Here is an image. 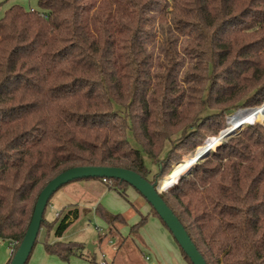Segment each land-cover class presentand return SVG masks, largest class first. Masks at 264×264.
I'll list each match as a JSON object with an SVG mask.
<instances>
[{
    "label": "trees",
    "instance_id": "trees-1",
    "mask_svg": "<svg viewBox=\"0 0 264 264\" xmlns=\"http://www.w3.org/2000/svg\"><path fill=\"white\" fill-rule=\"evenodd\" d=\"M39 7L15 5L0 20V239L17 243L7 264L40 193L59 174L122 168L158 189L165 164L201 139L204 124L191 114L217 115L206 105L210 96L224 105V86L235 88L253 69L257 81L264 79V46L252 50L257 59L244 75L230 63L250 48L238 52L241 41L264 39V0H39ZM182 58L206 72L207 95L205 88L179 86L174 73L185 66ZM236 87L231 95L238 97L243 91ZM195 157L189 171L200 161ZM106 180L130 202L129 184ZM160 195L207 264H264V126L248 124ZM96 211L120 234L122 215ZM79 214L69 208L53 223L44 214L41 229L61 239ZM146 222L143 216L131 234ZM86 250L81 243L45 242L47 254L64 262L89 260Z\"/></svg>",
    "mask_w": 264,
    "mask_h": 264
},
{
    "label": "rangeland",
    "instance_id": "rangeland-1",
    "mask_svg": "<svg viewBox=\"0 0 264 264\" xmlns=\"http://www.w3.org/2000/svg\"><path fill=\"white\" fill-rule=\"evenodd\" d=\"M15 5L23 7L26 11L32 9L36 11L40 10L39 0H0V20L4 17L6 11ZM255 43H257V45ZM243 46H250V48L245 50L246 54L239 56L236 53L233 60L230 62L232 68L235 70L234 72L242 75H244L243 70L249 67L252 62L256 61L257 58L255 51L252 50H258L263 47L264 39L256 36L254 39L248 38L245 41H241L238 46L239 50L237 49L238 52L241 51ZM182 60L184 62L186 61L185 66H176V71L174 73L179 86L184 85L186 88H196V90H200V92L205 88L207 95L208 90L210 89V81H208L206 77H203L204 74L206 76V72L203 74V72L194 69L188 59L182 58ZM253 70L246 73L243 76V81L236 84L238 85V90L243 91L242 95L238 97L231 95V93L234 92L232 90L235 89L236 92L237 87L235 85V88H229L228 85H226L224 86L227 93L225 98H223V101L226 102L224 105H216L215 97L210 96L206 105L211 112H217V115H212L206 120H203V114H191L190 118L194 119V122L198 117V122L204 124L201 125V139L193 145H187L186 149L181 151V157L174 159L167 168L165 167L167 163L165 164L164 168L166 174L162 178L163 181L161 180V186L163 183H167L168 181L175 182L182 176L187 175L195 165V163H190V171L186 168L188 167L187 163L192 159L190 157H193L196 153L197 157L195 158L200 160L205 154L213 149V142H211V140L218 139L223 130H226L224 133L225 137L234 134L230 137L233 138L239 135L248 124H259L264 126V118L261 119L264 116V111H254L264 105V79L261 82L257 81V79L253 77ZM219 74H222V69H219ZM191 80L193 83H191ZM196 81L199 82V85H197ZM256 90L258 92L255 94L254 92ZM201 94L202 93H200V95ZM259 100H263L262 105ZM245 101L248 102L244 105H239L241 102ZM231 108L233 109L231 110ZM225 110L230 111L225 113ZM253 111L257 116L252 118L251 113H253ZM185 115L188 117L190 116V114ZM217 122L219 125H216ZM184 124H187L188 126L189 122ZM216 128L220 131L219 136L212 135ZM228 139L224 140V142H227ZM209 140L210 142H208ZM217 141L220 142L219 139ZM224 142H220L216 145L211 153L216 152L217 147ZM196 146L198 148L194 149ZM146 164L148 167L152 168V164L149 160L146 161ZM95 181L99 183V180ZM76 182L81 181H74L64 185L51 198L45 213L46 219L49 223L56 221V215L58 213L57 217H59V215L61 217L64 212H67L68 209L72 207H68V203L70 202L66 203L67 198L65 197V193H67L66 190L72 186L71 184H76ZM173 185L170 186V188L173 187ZM102 189L106 192L103 193V197H99L98 203L95 204L93 195L98 194ZM75 194L78 201L74 203L79 209V218L70 225L61 239L55 237L54 230L48 232L46 228H42L28 264H102L104 262L106 264H190L184 258L182 251L174 240L172 234L152 212L151 206L146 199L133 187L130 186L127 189L128 200L130 202L124 200L115 190H110L108 186L104 184L95 189L86 191L79 190L75 192ZM130 203H132L136 209L132 208ZM99 206L106 209L110 214L122 215L126 219V224L117 225L120 234L116 233L117 231L111 233L107 223L97 215L96 209ZM143 216L147 217V222L138 230V234H131V228L138 224ZM46 241H49L52 244L56 241L81 243L86 246L87 250L90 245L99 246L94 249V254H91L89 260L72 257L69 262H64L55 255L47 254L45 251ZM10 248L12 247L9 244V241L1 242L0 240V256L3 254H10L9 258H11L12 254L11 250L9 251ZM84 254L86 255L87 252H84ZM146 257H149L150 259L146 260ZM92 258H94L93 262L90 261Z\"/></svg>",
    "mask_w": 264,
    "mask_h": 264
},
{
    "label": "water",
    "instance_id": "water-1",
    "mask_svg": "<svg viewBox=\"0 0 264 264\" xmlns=\"http://www.w3.org/2000/svg\"><path fill=\"white\" fill-rule=\"evenodd\" d=\"M254 111L262 112L264 111V105L255 109ZM226 130H223L220 133L219 140L224 142V140L232 137L233 135L224 136ZM200 149V148H199ZM198 149V150H199ZM197 150V151H198ZM211 153V152H210ZM210 153L205 157L201 158L200 162L206 160ZM195 163L193 168L198 164ZM193 168L191 171L181 178L188 177L192 174ZM116 179L121 180L129 184L136 191H138L141 196H143L146 201L153 207L157 212L161 220L165 223L168 230L173 235L175 241L184 251L187 257L191 260L192 264H207L203 256L198 251L197 247L192 242L188 232L176 217L174 212L168 207L165 201L162 199L160 193L164 190H167L169 187L165 185L160 186L156 189L152 184H150L146 179L141 175L122 168H95V167H77L69 169L56 178L50 181L47 186L42 190L37 200L35 210L30 222L28 231L19 246L11 264H27L30 256L34 250L35 244L38 240V236L41 230V225L44 219V214L49 205L51 198L64 186L74 181L81 180H92V179ZM179 178L178 180H180ZM177 180V181H178ZM176 181V182H177ZM175 182V183H176ZM174 183V184H175ZM95 245H90L88 251L91 254H94Z\"/></svg>",
    "mask_w": 264,
    "mask_h": 264
},
{
    "label": "crops",
    "instance_id": "crops-1",
    "mask_svg": "<svg viewBox=\"0 0 264 264\" xmlns=\"http://www.w3.org/2000/svg\"><path fill=\"white\" fill-rule=\"evenodd\" d=\"M81 183V184H80ZM100 183V184H99ZM99 183L95 180H81V182H76V184H71L72 186H70V188H68V190H66L67 193H65V197L66 199V203H68V207L69 206H74L76 207L77 205L75 204L76 201H78L77 196L75 194V192L79 191V190H90V189H95L97 187H101V185H106L104 182L102 183L101 181H99ZM98 185V186H97ZM106 191H103V189L98 193V194H94L93 195V200L94 203L97 204L99 197L102 196L103 197V193H105ZM75 202V203H74ZM75 204V205H74ZM70 207V208H72ZM77 208V207H76ZM63 212V211H62ZM59 214V213H58ZM58 214L56 215V218L58 216ZM170 232V231H169ZM171 233V232H170ZM138 234V232H137ZM173 236V235H172ZM174 238V237H173ZM126 239V238H125ZM1 240V239H0ZM175 240V239H174ZM143 241V240H142ZM1 242H4V240H1ZM11 242H9L10 244ZM144 243V242H143ZM145 245V244H144ZM96 247H98L99 245H95ZM95 247V248H96ZM10 251V249H9ZM10 254H3L0 256V264H7V262L10 260ZM149 257H146V260H149Z\"/></svg>",
    "mask_w": 264,
    "mask_h": 264
},
{
    "label": "built area",
    "instance_id": "built-area-1",
    "mask_svg": "<svg viewBox=\"0 0 264 264\" xmlns=\"http://www.w3.org/2000/svg\"><path fill=\"white\" fill-rule=\"evenodd\" d=\"M31 11H34V9H32ZM103 182L106 184V183H107V180L104 179ZM16 244H17V243H15V242H11V243H10V245H11V247H12V248H10V250H11V254L13 253ZM102 264H106V263L104 262V263H102Z\"/></svg>",
    "mask_w": 264,
    "mask_h": 264
},
{
    "label": "bare ground",
    "instance_id": "bare-ground-1",
    "mask_svg": "<svg viewBox=\"0 0 264 264\" xmlns=\"http://www.w3.org/2000/svg\"><path fill=\"white\" fill-rule=\"evenodd\" d=\"M261 119H262V118H261ZM217 140H218V139L211 140V142H214V141L216 142ZM208 142H210V140H209ZM208 142H207V143H208ZM219 143H220V142H218L216 145H218ZM208 153H210V152H208ZM208 153H207V154H208ZM207 154H205L203 157H205ZM203 157H202V158H203ZM190 158H192V157H190ZM190 158H188V159H190Z\"/></svg>",
    "mask_w": 264,
    "mask_h": 264
}]
</instances>
